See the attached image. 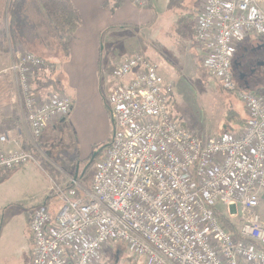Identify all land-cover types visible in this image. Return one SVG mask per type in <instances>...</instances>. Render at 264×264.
Instances as JSON below:
<instances>
[{"label": "built area", "instance_id": "built-area-1", "mask_svg": "<svg viewBox=\"0 0 264 264\" xmlns=\"http://www.w3.org/2000/svg\"><path fill=\"white\" fill-rule=\"evenodd\" d=\"M144 9L149 0H130ZM264 0H203L195 40L204 66L236 92L246 119L239 134L199 136L169 114L173 86L145 56L125 57L105 98L113 135L96 160L90 187L51 181L29 225L33 264H97L106 247L123 244L145 264H264V97L238 86L236 48L264 39ZM8 68L34 139L70 116L63 93L41 97L35 77L56 66L28 52H11ZM1 142L8 143L7 136ZM32 160L26 151L0 150V170ZM219 216L237 218V235Z\"/></svg>", "mask_w": 264, "mask_h": 264}, {"label": "crops", "instance_id": "crops-1", "mask_svg": "<svg viewBox=\"0 0 264 264\" xmlns=\"http://www.w3.org/2000/svg\"><path fill=\"white\" fill-rule=\"evenodd\" d=\"M68 1L78 12L81 25L76 32L69 56L60 55L51 58L45 56L44 60L54 64L56 71L50 75H38L44 83L45 80L53 81L51 87L41 85L43 88L38 90V94L41 97H46L50 93L66 95L69 92L66 96L73 102V108L67 120L63 123L51 124L43 134L56 133L59 131V127L62 133H65L62 127L68 123L67 132L69 135L73 134L80 138L86 129H90L93 123H96V120L99 119L101 123L106 121V123H110L105 98L115 88L116 82L114 85V81H110L109 76L113 78L121 61L125 57L131 56L133 52V48L127 47L125 31L132 28L139 35L144 36L143 32L150 33L155 25L162 28L168 25V22L171 21L168 14L169 6L174 0H149V5L144 9L137 8L130 0ZM202 1L194 0L193 4L183 13L187 18L191 17V22H194V18L196 20V13ZM261 8L264 9V4ZM33 21L39 22L37 17ZM261 42H264L263 38H255L252 41V43H256L253 46L259 45L262 50L264 43L261 45ZM245 49L246 52L248 48ZM141 50H143L142 47ZM203 54L204 60L205 51ZM7 55L4 56V59L7 58V63L1 71V73L6 74L13 62L11 54ZM260 60L262 59L260 58ZM257 67L260 66L257 65ZM8 79L0 82V139L2 136L8 138V143L0 140V150L6 152L26 151L31 154L29 150L32 147L37 145L41 148L39 139L43 134L37 139L33 138L24 116L19 114L20 103ZM255 82L254 87L256 86ZM37 86L35 79V87L37 88ZM251 87L246 86L244 90L257 94L258 92L253 91ZM258 95L264 97L260 93ZM50 160L52 161L49 163L50 168H53L59 176L58 179L50 178L49 186L43 190L44 193H41L42 195L38 200L33 196L27 202H23L22 197L18 196L19 193L14 190V183L5 188L9 181H12L14 174L30 169L31 165L28 166L30 163L12 171L6 170L11 173L8 176H3L2 170H0V219L2 222L0 224V241L1 239L4 241L1 248L7 250L6 253L10 261L13 260L14 256L21 254L20 260L10 264H33V244L29 230L30 220L38 205L42 203H47L53 212L52 205H55L56 202L47 197L51 181L60 185H68L76 180L80 187L88 188L81 184L84 171L88 166L85 164L80 167V164H76L80 162L77 161L78 158L74 160L71 156H63L58 153L57 160L59 162L56 159ZM24 185L29 186V184ZM28 210L30 213L27 214V218L25 217L23 222L17 223L16 217L22 214L26 215L25 212ZM2 213L4 214L2 215Z\"/></svg>", "mask_w": 264, "mask_h": 264}, {"label": "rangeland", "instance_id": "rangeland-1", "mask_svg": "<svg viewBox=\"0 0 264 264\" xmlns=\"http://www.w3.org/2000/svg\"><path fill=\"white\" fill-rule=\"evenodd\" d=\"M193 1H172L168 12L171 21L168 22V25L163 26V28L155 25L152 27L150 33L143 32L144 36H141L142 34L139 35L132 28L126 30L124 35L126 36L127 47L133 48L132 55L141 54L148 58L157 67L162 82L173 86V99L169 103L168 110L174 120L182 123L191 132L202 137H212L224 133L239 134L246 119V111L245 109L243 110V104L238 99L236 92L225 90L221 82L210 76L204 66V49L194 37L196 28L195 18L194 22H191V17L187 18L183 15L189 6L193 4ZM198 11L199 9L197 13ZM30 13L31 18L35 20L36 14L32 8H30ZM33 35L32 32H27V37L30 39H33ZM254 39L247 38L239 43L236 48L233 67L236 60L242 61L245 48L250 49V47H253V44H256L252 43ZM262 43L264 42L260 44L262 45ZM50 44L49 42L48 45L46 44L44 48H38L37 51H30L43 57H59L58 55L61 54L59 45L57 43ZM141 47L143 50H141ZM18 51L29 52L24 49ZM4 56V54H0V82L9 78L8 81L11 82L12 89H14L13 91H15L20 103L19 114L23 116L21 100L18 96L13 77L9 73H7L9 75L1 73L2 67L7 63V58L4 59ZM258 56L262 59L261 62L264 63V49L261 50ZM11 58L13 61V54H11ZM256 69L255 78L253 81L251 80L253 84H251V89L264 95V66L257 67ZM232 73L234 74L233 71ZM234 75L236 76L235 81L238 86L244 88L245 84L240 79L239 74L236 73ZM109 80H113L115 85L116 80L114 77L109 76ZM254 82L256 84L255 87ZM68 94L69 92L66 93V95ZM227 115H229V118ZM108 118L110 123H106L107 121L101 123L99 119L96 120V123H93L90 129H86L80 138L75 137L73 134V136L69 135L67 132L68 123H65L62 127L65 133H62L59 127V131L56 133L43 134L39 139L41 148L36 145L29 150L32 156V160L28 165H31L30 169L14 174L12 181H9L5 188L9 184L12 185L11 183H14V190L19 193L18 196L22 197L23 202H27L33 196L38 200L43 190L49 186L50 178L58 179V173L53 168H50L51 166L49 165L50 159H56L59 162L57 160L58 153L63 156H71L74 160L78 158L77 161L81 163L78 162L76 164H80V167H83L85 164L88 166L89 169L87 168L84 171V177L80 176L82 178L81 184L85 187H90L91 181L96 174V167L95 164L91 167L89 165H91L92 160L98 153L100 156L102 155L113 135V124L110 120L109 112ZM2 174L3 176H8L11 173L2 170ZM24 184H29V186ZM54 202L56 203L52 205V208L55 210L53 212L57 213L62 208V205L56 200ZM261 210L264 219L263 200L261 202ZM25 213L26 215L22 214L16 217L17 223L23 222L30 211L28 210ZM231 222L236 229L240 226L237 218ZM0 224H2L1 219ZM3 242V239H1L0 264L16 263L20 260L19 256L21 254L14 256L13 260L10 261L6 253L7 250L1 248ZM97 264H145V261L143 258L131 253L125 245L115 244L105 248Z\"/></svg>", "mask_w": 264, "mask_h": 264}, {"label": "trees", "instance_id": "trees-1", "mask_svg": "<svg viewBox=\"0 0 264 264\" xmlns=\"http://www.w3.org/2000/svg\"><path fill=\"white\" fill-rule=\"evenodd\" d=\"M30 8L36 14L39 24L32 20ZM80 25L81 18L68 0H0V54L7 55L19 49L33 53L30 50L37 51L38 48H44L50 42L52 45L54 43L59 45L61 54L58 56L67 57ZM28 31L34 34L33 39L27 37ZM35 55L42 59L46 58ZM35 79L39 86L37 90L45 85L51 87L53 83L52 80H45L44 83L39 76ZM227 117L229 118V115ZM99 158L98 153L89 167ZM219 218L224 227L236 236L237 229L233 223L222 216Z\"/></svg>", "mask_w": 264, "mask_h": 264}, {"label": "flooded vegetation", "instance_id": "flooded-vegetation-1", "mask_svg": "<svg viewBox=\"0 0 264 264\" xmlns=\"http://www.w3.org/2000/svg\"><path fill=\"white\" fill-rule=\"evenodd\" d=\"M260 52L261 49L259 48V45L251 47L243 54L242 61L236 60L232 69L234 74L238 73L239 77L243 76V83L248 87H251V80L253 81L257 72V64L261 62L260 57L258 56ZM234 78H236L235 75ZM245 85L244 87H246Z\"/></svg>", "mask_w": 264, "mask_h": 264}, {"label": "water", "instance_id": "water-1", "mask_svg": "<svg viewBox=\"0 0 264 264\" xmlns=\"http://www.w3.org/2000/svg\"><path fill=\"white\" fill-rule=\"evenodd\" d=\"M257 65H258V66H263L264 63H258ZM240 79L243 80V76H241ZM95 157H96V156H95ZM94 159H95V158H94ZM94 159H93L92 161H94Z\"/></svg>", "mask_w": 264, "mask_h": 264}]
</instances>
